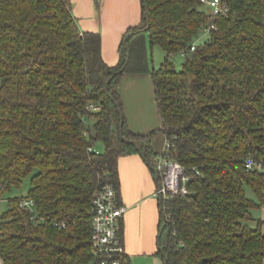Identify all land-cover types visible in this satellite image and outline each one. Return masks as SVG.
I'll list each match as a JSON object with an SVG mask.
<instances>
[{"label": "trees", "instance_id": "16d2710c", "mask_svg": "<svg viewBox=\"0 0 264 264\" xmlns=\"http://www.w3.org/2000/svg\"><path fill=\"white\" fill-rule=\"evenodd\" d=\"M227 2L228 15L214 16L200 0H140V23L125 35L144 30L126 40L129 60L114 75L125 35L111 66L99 33L80 31L71 0H0V198L28 178L26 194L6 198L0 216L1 264H90L94 192L106 182L118 190L120 156L139 154L157 175V133L191 177L186 194L160 198L166 264H264L262 221L252 214L264 171L245 168L249 157L264 166V0ZM146 39L166 52L156 69L148 70ZM181 52L176 70L169 56ZM141 72L161 127L134 134L116 86ZM96 142L103 151L88 149Z\"/></svg>", "mask_w": 264, "mask_h": 264}, {"label": "crops", "instance_id": "0c3cea01", "mask_svg": "<svg viewBox=\"0 0 264 264\" xmlns=\"http://www.w3.org/2000/svg\"><path fill=\"white\" fill-rule=\"evenodd\" d=\"M72 14L80 31L98 32L100 52L108 65L119 60V44L128 28L140 23V0H71ZM195 42V40H194ZM145 41L148 70V47ZM150 46V45H149ZM126 125L134 134H147L161 127L149 73H127L116 86ZM166 138L157 133L151 140L152 150L159 155ZM118 203L125 207L120 219L125 264H164L159 250L160 198L155 195L156 177L139 154L120 156L117 161ZM253 199L254 196L252 197ZM253 217L262 221L263 203L252 210ZM1 264V259H0Z\"/></svg>", "mask_w": 264, "mask_h": 264}, {"label": "built area", "instance_id": "2783aa9c", "mask_svg": "<svg viewBox=\"0 0 264 264\" xmlns=\"http://www.w3.org/2000/svg\"><path fill=\"white\" fill-rule=\"evenodd\" d=\"M202 6L212 15L227 16L229 5L227 0H200ZM213 24L204 26L199 36L202 34L209 35ZM198 39V37L196 38ZM197 43L193 42L190 51H193ZM182 56L184 52L180 53ZM92 110H98V106L88 105ZM90 151L99 153L100 151L93 147L88 148ZM157 177L160 184L156 189L155 195L159 198H167L176 194H186L188 192L186 184L191 177L184 175L183 166L171 157L170 144L167 139L164 147L156 159ZM247 171L258 170L264 171V166L249 157L245 162ZM20 206L27 208L33 215V201L23 199ZM91 247L94 259L90 264H123L126 256L124 248L120 219L125 211V207L118 203L117 191L112 183L106 182L101 184L93 194L91 203ZM63 226V224H62Z\"/></svg>", "mask_w": 264, "mask_h": 264}, {"label": "rangeland", "instance_id": "374dc122", "mask_svg": "<svg viewBox=\"0 0 264 264\" xmlns=\"http://www.w3.org/2000/svg\"><path fill=\"white\" fill-rule=\"evenodd\" d=\"M207 38V34H202L198 36V39H195V43H201ZM148 47V53H149V62H150V67L152 68H158L163 60L166 58V52L157 44H154L152 46L147 45ZM169 60L173 62L174 68L176 70H180L181 64L183 62L182 55L175 54L169 56ZM95 148L98 149L99 151H103L104 146L101 142H96L95 143ZM28 188V178L24 179L22 182V185L19 188H12L10 192L4 193L1 198H0V216L3 212H5L8 208V203L6 198L12 197V196H23L26 194ZM246 194L248 197L252 198L253 193L250 191V189L246 188Z\"/></svg>", "mask_w": 264, "mask_h": 264}, {"label": "water", "instance_id": "95a60500", "mask_svg": "<svg viewBox=\"0 0 264 264\" xmlns=\"http://www.w3.org/2000/svg\"><path fill=\"white\" fill-rule=\"evenodd\" d=\"M143 30H144V29L137 30L136 32H129V33H127V34L125 35V37H124V44H125V50H126L125 64L121 67V69H119L118 71H116V72L114 73V75L120 73V72L124 69L125 65L127 64L128 60H129L130 51H129L128 47L126 46V40H127L128 37H130L131 35H133V34H135V33H137V32L143 31ZM111 99H112V98H111ZM113 102H114V101H113ZM114 105L116 106L117 111H118L119 114H120V109H119L117 103L114 102ZM120 116H121V114H120ZM124 141H125L126 143H129V144H133V145H134V142L131 141V140L124 139ZM136 148H137V147H136ZM155 177H156V180H158L157 175H155ZM160 203H161V201H160ZM159 250H160V252H161V254H162V256H163L164 264H166V259H165L164 255H163V252H162V249L160 248V246H159ZM204 261H205V259H201V260L198 262V264H203Z\"/></svg>", "mask_w": 264, "mask_h": 264}]
</instances>
